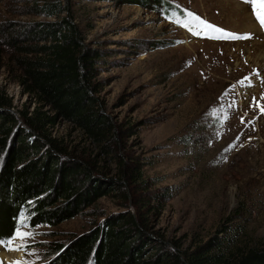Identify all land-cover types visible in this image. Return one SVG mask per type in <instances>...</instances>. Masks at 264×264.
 Here are the masks:
<instances>
[{"label":"rangeland","instance_id":"374dc122","mask_svg":"<svg viewBox=\"0 0 264 264\" xmlns=\"http://www.w3.org/2000/svg\"><path fill=\"white\" fill-rule=\"evenodd\" d=\"M50 3L60 12L48 14ZM171 5L230 33L260 29L236 0H0V94L21 126L22 112L31 116L38 103L20 59L37 57L35 48L45 44L25 33L37 22L67 18L100 53L91 83L115 131L112 150L62 118L39 122L68 152L91 158L100 174L116 177L122 159L140 169L147 186L132 188L129 198L114 189L58 225H26L22 231L33 235L9 246L24 243L23 250L0 248L4 264H12L6 255L49 264L56 245L122 213L148 219L146 258L182 257L212 240L226 242L225 249L264 243V114L257 107L264 106V40L259 33L240 41L191 37ZM147 198L152 208H141Z\"/></svg>","mask_w":264,"mask_h":264},{"label":"trees","instance_id":"16d2710c","mask_svg":"<svg viewBox=\"0 0 264 264\" xmlns=\"http://www.w3.org/2000/svg\"><path fill=\"white\" fill-rule=\"evenodd\" d=\"M170 8L173 16L183 21L198 17L177 5ZM44 10L55 14L60 7L58 11L56 4L50 3ZM78 33L67 18L37 22L25 33L30 39L45 41L39 51L35 48L37 57L20 59L27 92L38 103L31 116L22 112L26 127L9 108L12 102L0 94V239L10 238L21 219L31 227L58 225L114 189L124 188V197L129 198L130 190L147 187L140 169L129 168L122 159L116 177L100 174L101 167L91 158L68 152L39 122L62 118L82 128L103 151L112 150L115 131L99 109L91 83L100 53L87 48ZM11 41L16 45L18 39ZM46 106L49 109L43 111ZM150 200H138L140 207L152 208ZM140 218L117 214L89 233L66 244L57 243L49 264H264V243L225 249L222 240L185 251L182 257L154 254L146 258L152 236L146 231L148 219Z\"/></svg>","mask_w":264,"mask_h":264},{"label":"snow or ice","instance_id":"6c2138e0","mask_svg":"<svg viewBox=\"0 0 264 264\" xmlns=\"http://www.w3.org/2000/svg\"><path fill=\"white\" fill-rule=\"evenodd\" d=\"M245 3L250 6V11L254 17V19L259 23V25L264 28V0H245ZM197 19H199L197 17ZM204 27L206 29H213L214 31L221 32L223 38H231L236 39L232 34H224L222 29H216L213 25L205 24ZM199 34V33H197ZM257 107L261 111L262 114H264V106L260 105L257 101ZM25 221L21 219L19 227L15 229V232L13 235H11L10 238L7 240L0 239V244H4L6 246H12L14 244V241L20 240L25 241L27 238L31 237L33 234L30 232L22 231V229L25 227ZM25 247L24 243H21L18 246L14 247H8L9 251H21ZM2 264V262H0ZM12 264H25L23 261H13Z\"/></svg>","mask_w":264,"mask_h":264},{"label":"bare ground","instance_id":"6f19581e","mask_svg":"<svg viewBox=\"0 0 264 264\" xmlns=\"http://www.w3.org/2000/svg\"><path fill=\"white\" fill-rule=\"evenodd\" d=\"M254 25V24H253ZM5 260L8 262V263H11L14 261L13 257L10 255V256H5Z\"/></svg>","mask_w":264,"mask_h":264}]
</instances>
